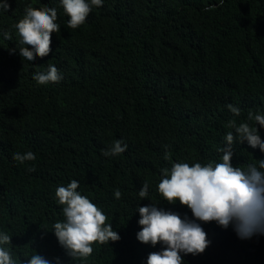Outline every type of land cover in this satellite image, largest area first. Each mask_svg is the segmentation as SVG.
Segmentation results:
<instances>
[{"label": "trees", "instance_id": "1", "mask_svg": "<svg viewBox=\"0 0 264 264\" xmlns=\"http://www.w3.org/2000/svg\"><path fill=\"white\" fill-rule=\"evenodd\" d=\"M7 3L8 11L0 8V234L11 243L0 247L15 264L34 254L51 264H147L164 246L137 239L138 207L153 203L194 219L159 194L161 170L222 162L230 121L256 126L264 141V127L248 119L250 111L264 115V0H102L76 29L61 0ZM29 6L55 8L59 25L49 55L33 61L20 56L25 45L15 28ZM49 65L62 79L41 85L33 76ZM116 140L127 149L102 155ZM232 149L234 167L264 159L246 140ZM29 151L34 161L13 159ZM72 180L120 236L75 260L53 228L65 219L56 189ZM196 222L209 244L203 253H180L183 264H264V232L242 239L231 223Z\"/></svg>", "mask_w": 264, "mask_h": 264}, {"label": "clouds", "instance_id": "2", "mask_svg": "<svg viewBox=\"0 0 264 264\" xmlns=\"http://www.w3.org/2000/svg\"><path fill=\"white\" fill-rule=\"evenodd\" d=\"M64 12L69 17L68 27L76 29L85 23L93 6H101L102 0H61ZM0 8L8 11L10 4L5 0ZM210 9L206 8L205 11ZM55 8L37 9L31 6L25 10V15L16 25L19 43L25 45L19 49L21 57L33 61L36 57H46L51 51V36L59 31L56 23ZM5 39L10 40L9 33H4ZM30 46V47H29ZM15 51V50H13ZM33 79L44 85L49 82L59 83L62 79L57 67L49 65L46 72H37ZM227 108L235 115H240V109L228 104ZM248 119L264 127V115L250 111ZM229 131L225 136L226 147L219 149L223 153L222 162L202 165L197 162L173 163L171 168L162 169V178L158 184V192L170 204L178 200L181 205L191 209L194 219H183L179 214L158 208L156 204L138 207L141 230L137 239L144 244L155 246L160 243L162 251L148 255L147 264H183L180 253H203L209 244L207 234L196 221H216L218 225L227 228L233 224L240 238H249L258 232H264V159L258 160V166L249 164L246 169L234 167L231 164L234 142L243 143L245 140L253 149L259 147L264 152V141L261 140L256 126L241 123L236 126L229 122ZM235 133V135H234ZM127 149V144L116 140L108 150H102L104 156H116ZM13 159L23 164L34 161L36 156L29 151L25 154L15 153ZM165 160L169 156L165 153ZM29 171H35L34 168ZM79 183L72 180L66 187L56 189L57 202L63 205V222L53 225L54 234L59 244L73 259L87 258L92 252V244H105L120 239L117 231L111 225H106V215L86 196L77 192ZM148 183L145 182L139 190V197L148 195ZM116 199L121 192L116 190ZM11 243V237L0 234V245ZM0 264H15L10 252L0 247ZM24 264H51L39 254L26 259ZM57 264L59 259L57 258Z\"/></svg>", "mask_w": 264, "mask_h": 264}]
</instances>
